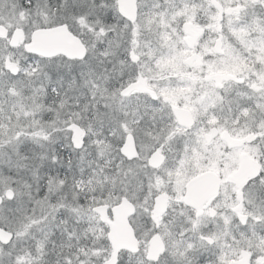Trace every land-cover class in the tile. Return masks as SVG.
Here are the masks:
<instances>
[{"label":"flooded vegetation","instance_id":"obj_1","mask_svg":"<svg viewBox=\"0 0 264 264\" xmlns=\"http://www.w3.org/2000/svg\"><path fill=\"white\" fill-rule=\"evenodd\" d=\"M105 7L110 16L99 29L118 39L105 42V58L96 50L83 60L57 57L101 60L96 76L110 90L117 83V105L87 106V123L71 122L72 133L56 139L54 171L45 173L43 189L52 175L60 189L51 214L35 213L41 216L36 234L32 227L13 231L24 230L28 214H35L20 213L14 197H6L12 188L0 194V264H112L113 208L124 199L135 207L128 221L136 249L122 247L114 264H264V0H135V21L119 0ZM4 26L8 37L0 41L11 48L40 60L57 58L26 52L35 29L29 34ZM133 26L139 28L132 33ZM17 28L24 39L12 47ZM7 61L17 64L12 75L18 77V63L6 59L5 69ZM65 111L71 121L72 108ZM56 125L61 133L62 124ZM74 125L84 131L80 148ZM128 144L131 157L122 151ZM109 146L118 148L116 164ZM77 157L90 160L79 174ZM77 177L83 180L78 188ZM110 189L119 200L105 201ZM100 206L107 207L106 219L95 211ZM52 218L57 236L46 246L41 230ZM156 238L164 249L150 253Z\"/></svg>","mask_w":264,"mask_h":264},{"label":"rangeland","instance_id":"obj_2","mask_svg":"<svg viewBox=\"0 0 264 264\" xmlns=\"http://www.w3.org/2000/svg\"><path fill=\"white\" fill-rule=\"evenodd\" d=\"M35 1L42 8L32 6L31 0H0V23L12 31L16 27H23L30 34L32 30L41 26H55L67 22L75 32L83 36L89 49L88 57L92 50H96L105 58L104 51L96 48H99L104 40L107 41V38L110 39L108 34L111 33H108L106 28L102 31L99 27L106 26L101 19H108L110 16V9L105 7V2L110 1L112 5L113 0ZM165 16L175 20L169 14ZM142 27H149V24L143 23ZM135 28L139 27L133 26L132 33ZM3 43L0 41L2 53L0 57V81L2 82L0 84V194L4 195L6 189L12 188L15 193L12 203L21 206L20 213L28 211L31 214L36 212L51 214L50 206L54 202L53 198L58 197L60 184L58 185V181L52 175L43 189L45 174L42 172L44 166L53 163L50 151H54L56 139L61 135L63 137L64 134L72 133L69 131L71 122H85L82 112L89 106L85 102L89 89L95 97H100L99 102L95 101V106L98 103L103 105L107 101L110 105H117V83L110 90L104 79L101 80L100 75L96 76L100 72L97 62L101 60L95 58L85 62L65 60L61 57L46 61L38 60L39 83L37 78L35 83L31 82L32 74L30 78L28 75L35 72L30 70L25 72L23 70L20 76L14 77L10 70L7 71L4 68L6 59L17 62L21 68L20 61L22 57L25 58L24 52L21 49L11 48L8 43ZM132 46L134 48L135 45L132 43ZM115 53L117 54V49ZM46 85H52L55 89L49 87L48 90H56L58 96L47 95V90L44 89ZM69 107L75 114L71 121L66 120L68 111L65 110ZM59 115L61 118L58 117ZM58 123L62 124L61 133L55 131ZM44 158L47 160H43ZM21 161H23L22 168H26L27 171L15 170L20 166ZM129 193L134 196L132 192ZM117 196L114 197V194L109 192L105 201H117L119 198ZM40 217L37 214H28V223L23 224L25 229L17 226L13 231L20 235V232L26 230L27 233V229L32 227L33 233L36 234ZM4 218L7 219L6 216ZM23 219L22 216L18 217V220ZM41 231L49 241L45 245L54 244L55 241L52 240L57 233L53 231V218Z\"/></svg>","mask_w":264,"mask_h":264},{"label":"water","instance_id":"obj_3","mask_svg":"<svg viewBox=\"0 0 264 264\" xmlns=\"http://www.w3.org/2000/svg\"><path fill=\"white\" fill-rule=\"evenodd\" d=\"M120 9L125 13V16L131 21H135V0H119ZM229 13L232 9L228 10ZM0 36L8 37V29L0 24ZM24 39V30L22 28H17L12 33L10 38V45L12 47H17ZM25 50L28 53L41 56L43 58H54L57 56H64L70 60H83L86 58L88 53V48L83 40L75 35L68 27L67 24H60L52 27H41L35 29L31 34V41L25 44ZM6 69H9L13 75H17L19 72V67L15 63L7 61ZM130 88L126 90L129 91ZM76 130L75 147H82L81 133L84 132L78 125L73 126ZM123 153L129 157L134 155L133 147L128 144L123 147ZM241 171L237 173L240 175ZM235 176L234 178L239 179L240 176ZM6 197L13 198L14 190L8 189L6 191ZM2 197L0 196V202ZM106 206L97 207L95 211L101 213L104 219H106ZM135 212V207L133 204L124 199L122 203L113 208V215L115 219V224H111L110 238L113 242L115 249L114 260L116 258L117 252L122 247H129L136 249V241L133 234L132 226L130 225L128 218ZM244 220L246 216H241ZM1 233V231H0ZM164 249V245L159 238L152 239L150 253H160ZM232 264H247V261L240 260L232 262Z\"/></svg>","mask_w":264,"mask_h":264},{"label":"trees","instance_id":"obj_4","mask_svg":"<svg viewBox=\"0 0 264 264\" xmlns=\"http://www.w3.org/2000/svg\"><path fill=\"white\" fill-rule=\"evenodd\" d=\"M70 26V28H71V30H72V32H74V34H76L77 36H79L83 41H84V39H83V36H81V35H79L77 32H75V30L72 28V26L71 25H69ZM41 27H44V26H41ZM110 36V45L112 44H115V42L118 40L117 38H116V34H114V37H112L113 36V34H110L109 35ZM112 37V38H111ZM105 42H107L108 43V40L107 41H103V43H100V47H99V49L100 48H102V47H104L103 45L105 44ZM85 43V42H84ZM24 59H23V57H22V59H21V64H22V67H21V70H20V74H19V76L23 73V70H24V72H25V70H30V71H34L35 73L33 74V73H31L32 74V78H30V76L31 75H29V78H30V80H31V82L32 83H35L36 82V79L35 78H37V80H38V83H39V79H38V75H39V63L37 62L38 60H40L38 57H35V56H32V55H29V54H25L24 53ZM61 58H63V59H65L64 57H61ZM65 60H67V59H65ZM41 61H46V60H43V59H41ZM79 62H82V61H79ZM84 62V61H83ZM36 69V70H35ZM54 88L52 85H50V86H44V89L45 90H47V95H49V94H51V95H53V96H55V93L57 92L56 90H54V91H49L48 90V88ZM2 88L4 89V87L2 86ZM55 89V88H54ZM1 97V96H0ZM87 99L86 100H88V101H85V102H87V104L89 105V106H93V107H100L101 106V104H99L98 102H99V99H100V97H95L94 95H93V92L91 91V89H89L88 91H87V97H86ZM95 101H98V102H96V103H98L97 104V106H95ZM36 115V114H35ZM79 123H87L86 122V120H85V122H81V121H78ZM96 133V132H95ZM97 140H99L100 141V137H99V133H98V135L95 137ZM96 148L98 149V151H100V149H103L102 147H101V145H98V146H96ZM106 149V148H105ZM101 157H105L106 155H107V152H101ZM98 156H100V154H99V152H98ZM108 157H109V161H111L112 160V162L113 163H115L116 164V162H118L119 161V157H118V148L117 147H114V146H109L108 147ZM43 160H47V158H44ZM89 159H86V160H83V159H81L80 157H77V164H76V167H75V170H76V172L79 174L80 172H83V171H86V170H88L89 168H90V164H89ZM22 163H23V161H21L20 162V166L18 167V168H16L15 170L16 171H19V169H23V170H25V171H27L26 170V168H22ZM54 171V163H52L51 165H47V166H44L43 167V172L42 173H47V172H53ZM77 174V175H78ZM72 181L74 182V181H76V187L78 188L79 186H81V184H82V182H83V180L82 179H80L79 177H77L76 179H72ZM93 182H95V183H99L100 182V180H96V179H94L93 178ZM95 183H93V186L95 187L96 186V184ZM112 179L110 178L109 179V186L112 188ZM84 187H85V185H84ZM110 192H112V190L110 189ZM94 197H95V195H94Z\"/></svg>","mask_w":264,"mask_h":264}]
</instances>
